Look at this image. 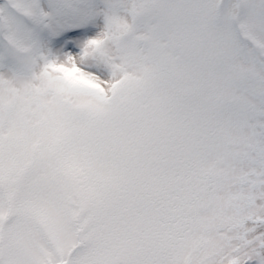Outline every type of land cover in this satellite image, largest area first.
Returning <instances> with one entry per match:
<instances>
[{"label": "snow or ice", "instance_id": "snow-or-ice-1", "mask_svg": "<svg viewBox=\"0 0 264 264\" xmlns=\"http://www.w3.org/2000/svg\"><path fill=\"white\" fill-rule=\"evenodd\" d=\"M0 264H264V0H0Z\"/></svg>", "mask_w": 264, "mask_h": 264}]
</instances>
